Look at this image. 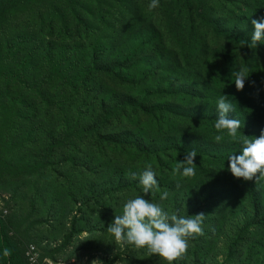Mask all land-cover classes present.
Instances as JSON below:
<instances>
[{"label": "rangeland", "instance_id": "obj_1", "mask_svg": "<svg viewBox=\"0 0 264 264\" xmlns=\"http://www.w3.org/2000/svg\"><path fill=\"white\" fill-rule=\"evenodd\" d=\"M150 3L7 0L0 6L4 14L0 16V83L14 79L9 94L28 97L42 112L52 104L62 112L61 125L49 127L46 133L40 123L35 140L29 136L32 142L14 138L10 128L0 131V144L9 147L6 152L0 148V219H5L11 240L36 247L42 263L168 264L149 255L146 247L116 242L107 232L123 204L144 195L178 216L206 214L204 235L190 239L184 257L172 264H264V180L244 181L228 171V156L239 155L241 146L231 142L226 130L212 132L214 126L182 119L185 111L179 105L173 109L178 115L162 117L157 105L171 95L187 94L191 86L184 80L168 87L161 76H153L167 47L178 44L186 51L177 62L178 71H184L193 54L206 57L214 46L223 49L210 35L225 31L231 49L223 51L228 58L227 77L235 71H243L245 77L253 73L250 94L264 95V46L240 43L251 42V19L264 17V0H159L153 10ZM201 12L209 17L203 19ZM11 24L24 29L30 43L10 40ZM30 26L37 32H26ZM203 44L208 50L196 53L189 46ZM42 74L55 82L44 87L39 82ZM145 74L147 80L141 82ZM205 79L195 80L204 88ZM147 81L152 84L146 85ZM75 86L83 93L77 100ZM134 87L137 99L129 101ZM87 90L96 93L87 96ZM111 97L112 107L128 102L131 117L102 112L100 101ZM97 102L100 107H94ZM206 107L200 110L205 112ZM156 125H167L160 135L171 136H156ZM72 128L82 132V140L76 141L75 134L65 137ZM39 133L51 136L50 141L40 140ZM218 134L223 135L219 143ZM193 148L195 175L174 174L176 160ZM149 163L159 187L145 195L139 179H130L128 172L143 170ZM164 191L169 195L161 201Z\"/></svg>", "mask_w": 264, "mask_h": 264}, {"label": "trees", "instance_id": "obj_2", "mask_svg": "<svg viewBox=\"0 0 264 264\" xmlns=\"http://www.w3.org/2000/svg\"><path fill=\"white\" fill-rule=\"evenodd\" d=\"M4 4L0 6H4L7 0H3ZM11 1V0H10ZM10 6V3L6 5V7ZM72 11H69L68 13H71ZM67 13V14H68ZM203 15V19H207L209 17L207 12H201ZM4 15L0 12V16ZM3 21H1L2 23ZM42 24H45V21L42 20ZM72 23H69V25ZM10 31H12L13 37L12 39H21L23 40L24 45L30 42H26V35L24 29L18 26V24H11ZM1 27V26H0ZM216 28V27H215ZM216 35L212 34L210 37L215 41H220L221 46L223 49H216L215 46L212 48L214 52H212L210 55L204 57L201 54L195 56L193 54V57L191 59V63L187 66V68L184 71H178V60L183 58L181 57L186 51H184L178 44H172V46H169L166 48V52L160 53L164 55L163 60L158 64L157 62V72L154 74V77H159L163 79V84L166 86H173L172 82L180 83L184 80H186L185 85H190L191 88L188 89L189 92L187 94H175L171 95L170 98L167 100L161 101L159 105L154 106L161 110L162 117H167L168 115L176 116L178 114H175L177 110L175 109V106L179 105L180 108L185 111L184 116L182 119L191 120L194 122V124H202L200 126H214L215 119L218 117V111L215 108L217 100L219 96L227 95L230 100L233 101V106L235 108V111L231 112L229 116H237L242 117V128L240 129L241 133L245 136H251V137H259L261 129H264V95L260 97H256L252 94H250V88H254L251 84L252 80V74L248 75L247 79L245 80V86L243 90L237 91L235 88V84L232 81V78L227 77V74L229 73L228 70V58L227 55L223 51H231L229 49V42L225 38V31H219L215 30ZM26 32H32V34L36 33V29L31 27L26 30ZM3 36L4 33L2 32ZM0 44L2 48V40L0 38ZM52 45V44H51ZM177 46V47H176ZM192 50L197 51H206L208 50V45L203 44L200 47L189 45ZM260 46H264L261 42L257 45V48ZM176 47V48H175ZM0 48V50H1ZM228 54V53H227ZM25 57L24 59H26ZM23 59V60H24ZM205 60H208V64L205 63ZM18 63H21L20 61H16ZM32 66V65H30ZM28 66V67H30ZM27 67V68H28ZM162 67V68H161ZM25 68L24 71L27 69ZM177 69V70H175ZM84 70V69H83ZM243 72V71H242ZM43 75V74H42ZM205 77V79L202 83L204 84V88L200 87L198 85L195 79L196 78H202ZM7 78H11L10 76H7ZM88 81L91 79L87 78ZM234 79V78H233ZM147 80V74L144 75L141 82H144ZM14 81V79L6 80L4 82L0 83V131L3 129L10 128L11 132L15 134L13 136L14 138L22 140H27L28 142H32L35 140L36 137L34 133L36 129L38 128V125L45 124L46 126V133H48L49 127L52 129L54 125H61V109L58 108L55 105H50L48 109L45 112H42V109L39 106L34 107V103L30 101V99L26 96L20 97L18 94L11 95L9 94L11 83ZM82 82L85 81L81 80ZM79 81V82H81ZM44 87L45 85H48V83L55 82V80L51 76L43 75V79L39 81ZM78 83V81H76ZM81 82V83H82ZM152 84L149 81L145 83ZM140 85V84H137ZM153 87H157L155 85H152ZM65 83L63 82V88H65ZM182 88V87H181ZM183 88L187 89L185 86ZM262 88V87H261ZM264 88V85H263ZM262 88V89H263ZM76 86L73 88V92L78 96V98H74V100L80 99L83 97V93L80 92V90H75ZM139 91L142 93H145L141 90L139 87ZM96 91L87 90L85 95L91 96L94 95ZM23 94V93H22ZM26 95V94H25ZM150 95V93H147V96ZM82 96V97H81ZM130 99L132 98L137 99L138 96V88L132 89V93H130ZM103 97V96H102ZM113 98H104V100H101L102 108L100 109L102 112H108L110 111V114L120 112L123 114V118H129L131 117L130 109L132 107L127 103H120L117 102L115 106L110 105V101ZM100 107L101 104L97 102V104L94 105V107ZM202 106H207L205 109V112H202L200 108ZM97 111V109H94V113ZM228 116V118H229ZM109 120L114 117H108ZM108 120V121H109ZM108 121H106L108 123ZM141 124V121H138ZM166 124L168 125L169 122L166 120ZM167 125L164 126H155L154 132L156 136H162L164 138L171 136V134H165L160 135L162 131L165 130ZM216 129L213 128L212 132ZM54 131V130H53ZM240 131H238V136L241 135ZM73 134H75L76 141H80L83 139L84 135L81 131L77 129L67 130L66 131V138H70ZM31 135V139L29 136ZM40 140L45 142L46 140L51 139L50 137L45 136L43 133H39ZM163 138V139H164ZM66 142V141H65ZM128 143V146H131V142H124ZM110 144L113 145V142H110ZM125 146V145H124ZM114 147V146H110ZM0 148L4 150L5 152L9 150V147L6 144L1 143ZM50 148H52L50 146ZM122 156L123 152H119ZM137 153V152H136ZM138 154V153H137ZM131 156V155H130ZM134 156V155H132ZM138 156V155H137ZM140 159L141 157L138 156ZM7 166H11V164L4 162ZM132 171H138L136 169H131ZM139 185V182H137ZM114 194L117 192H113ZM112 192H107L106 195L113 194ZM5 222V219H0V264H30L28 258L26 257V252L29 248L26 244H20L13 240H11L8 236L7 230H5V225L3 221ZM7 247L11 251L10 257H4L2 255L3 249Z\"/></svg>", "mask_w": 264, "mask_h": 264}, {"label": "clouds", "instance_id": "obj_3", "mask_svg": "<svg viewBox=\"0 0 264 264\" xmlns=\"http://www.w3.org/2000/svg\"><path fill=\"white\" fill-rule=\"evenodd\" d=\"M159 7V0H151L149 10ZM251 17V16H250ZM254 29L251 42L241 40V47H257L264 40V17L251 19ZM234 77V79H233ZM248 77V76H247ZM242 71L232 72L231 78L237 91L243 90L247 79ZM218 117L215 119L214 127L218 133L227 131L231 142L241 146L239 155H229L228 171L234 178L244 181L259 182L264 180V129H261L259 137L245 136L241 133L242 122L239 119H229L227 114L235 111L233 101L227 95H220L216 107ZM238 131L241 135L238 136ZM222 134L215 137L216 142H221ZM196 150L185 151L183 159L177 161L173 173L184 177L195 175ZM132 180L139 179L142 193L148 195L154 188L158 189L156 173L152 165L147 164L143 170L128 172ZM168 191L160 195V200L168 198ZM206 214L203 212L195 215L178 216L164 210L161 204L153 203L145 199L144 195L127 200L122 207L120 215H114V219L108 224L107 232L113 236L116 242L132 244L136 248H147L149 255H158L168 264L181 259L189 247V240L196 236L204 235L203 221ZM2 255L10 257L11 251L7 247L3 249ZM97 260L92 264H97Z\"/></svg>", "mask_w": 264, "mask_h": 264}, {"label": "built area", "instance_id": "obj_4", "mask_svg": "<svg viewBox=\"0 0 264 264\" xmlns=\"http://www.w3.org/2000/svg\"><path fill=\"white\" fill-rule=\"evenodd\" d=\"M26 255L30 264H49L46 261L43 263L40 261V257L35 246H30L26 252Z\"/></svg>", "mask_w": 264, "mask_h": 264}]
</instances>
